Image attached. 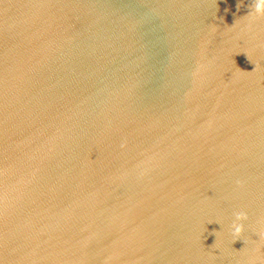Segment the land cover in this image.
Here are the masks:
<instances>
[{
    "label": "water",
    "instance_id": "obj_1",
    "mask_svg": "<svg viewBox=\"0 0 264 264\" xmlns=\"http://www.w3.org/2000/svg\"><path fill=\"white\" fill-rule=\"evenodd\" d=\"M254 2L0 0V264H264Z\"/></svg>",
    "mask_w": 264,
    "mask_h": 264
},
{
    "label": "clouds",
    "instance_id": "obj_2",
    "mask_svg": "<svg viewBox=\"0 0 264 264\" xmlns=\"http://www.w3.org/2000/svg\"><path fill=\"white\" fill-rule=\"evenodd\" d=\"M246 16L249 19H256L259 17H264V0H255L254 6L250 8ZM246 219L247 217L244 213H237L235 216V220L233 221V224H232V232H233V235L237 239H240L239 237L242 235L244 231V225L243 223H241V221H244Z\"/></svg>",
    "mask_w": 264,
    "mask_h": 264
}]
</instances>
